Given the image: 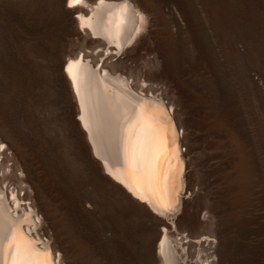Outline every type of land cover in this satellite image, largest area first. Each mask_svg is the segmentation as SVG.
Here are the masks:
<instances>
[{
    "label": "rangeland",
    "instance_id": "374dc122",
    "mask_svg": "<svg viewBox=\"0 0 264 264\" xmlns=\"http://www.w3.org/2000/svg\"><path fill=\"white\" fill-rule=\"evenodd\" d=\"M140 1L161 75L203 144L219 142L203 152H219L220 264H264V0ZM78 38L65 0H0V128L74 259L157 264L154 214L103 174L79 126L60 63Z\"/></svg>",
    "mask_w": 264,
    "mask_h": 264
},
{
    "label": "bare ground",
    "instance_id": "6f19581e",
    "mask_svg": "<svg viewBox=\"0 0 264 264\" xmlns=\"http://www.w3.org/2000/svg\"><path fill=\"white\" fill-rule=\"evenodd\" d=\"M65 1L79 44L65 50L60 63L91 155L103 174L154 214L157 264H220L221 207L209 188L216 180L210 158L218 149L203 152L219 142L204 148L178 92L161 75L149 10L140 0H83L74 7ZM0 146L3 264H82L2 128Z\"/></svg>",
    "mask_w": 264,
    "mask_h": 264
},
{
    "label": "snow or ice",
    "instance_id": "6c2138e0",
    "mask_svg": "<svg viewBox=\"0 0 264 264\" xmlns=\"http://www.w3.org/2000/svg\"><path fill=\"white\" fill-rule=\"evenodd\" d=\"M82 3H83V0H68L69 7L78 6V5H81ZM0 148H2V146H0ZM0 264H3L2 259H0Z\"/></svg>",
    "mask_w": 264,
    "mask_h": 264
}]
</instances>
